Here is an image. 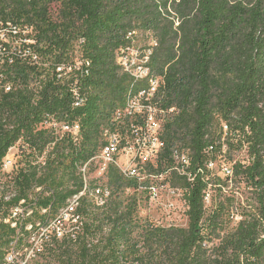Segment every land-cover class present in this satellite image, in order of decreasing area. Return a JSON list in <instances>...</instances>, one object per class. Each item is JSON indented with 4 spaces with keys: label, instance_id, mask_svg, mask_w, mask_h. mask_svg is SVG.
I'll return each mask as SVG.
<instances>
[{
    "label": "trees",
    "instance_id": "trees-1",
    "mask_svg": "<svg viewBox=\"0 0 264 264\" xmlns=\"http://www.w3.org/2000/svg\"><path fill=\"white\" fill-rule=\"evenodd\" d=\"M0 15L30 25L40 60L15 68L19 86L0 101V174L9 150L24 148L22 166L12 169L15 193L0 200V264L18 231L30 235L42 264H264V0H0ZM137 33L146 48L156 42L151 76L165 79L162 106L176 108L165 121L156 171L182 188L188 228L144 214L148 193L116 167L109 166L106 180H88L89 190L80 172L100 153L103 130L124 105L130 78L118 52L136 43ZM76 58L90 62L88 72L58 81L56 66ZM76 78L85 98L80 108L68 88ZM51 119L79 122L78 136L56 133L46 125ZM223 123L230 130L225 142ZM235 143L248 161L232 160L231 179L211 177L208 161ZM176 146L191 151L180 172ZM231 186L241 199L220 202L207 215L204 192ZM22 201L26 216L12 228L6 220ZM234 208L240 220L228 230Z\"/></svg>",
    "mask_w": 264,
    "mask_h": 264
},
{
    "label": "built area",
    "instance_id": "built-area-1",
    "mask_svg": "<svg viewBox=\"0 0 264 264\" xmlns=\"http://www.w3.org/2000/svg\"><path fill=\"white\" fill-rule=\"evenodd\" d=\"M31 32L30 25L12 19L5 21L0 15V101L2 96L13 92L19 86V82L15 78V68L18 65L30 66V57L36 63L40 61L31 47L34 44L30 39ZM133 35L130 33L128 38H133ZM156 46V42L151 43L147 48L139 47L133 43L118 52L117 64L122 72L129 76L130 80L142 78V81L145 82V89H141L140 94H137L133 101L124 102L122 107L115 110L110 124L103 130L104 145L100 153L80 168L85 180V187H88L89 190L87 177L93 163L100 164L102 175L107 174L109 166L116 167L125 179L133 180L139 185V191L148 193L144 214H149L157 209L170 211L176 209V204L172 199L174 196L180 197V190L166 181L167 172L156 171L166 149V142L163 139L166 118L168 115L176 113V108L162 106L165 95L164 77L157 74L146 76L148 59ZM88 64L89 61L79 58L58 64L56 66L57 80L65 84L73 74L82 75V69L88 72ZM78 80L76 78L73 84L68 85L74 100V108H80V100L84 98L79 91ZM46 125L56 133H68L75 137L80 132L79 122L66 124L51 119L47 121ZM228 136H230L229 127L223 123L221 141L225 142ZM13 149L15 147L9 150L8 158L3 161V172L10 171L14 167L15 155L11 154ZM207 153L209 155L214 153L213 146L207 149ZM172 157L175 161V170L180 172L179 168H189L190 149L176 146L172 150ZM219 157L222 158L223 155L218 154L217 158ZM216 161V159L208 161L207 168L210 172L214 170ZM220 177L223 179L233 177V163L223 162L222 176ZM211 191L209 188L204 192L206 206L211 202ZM95 192L103 193L104 198L109 196L107 189L97 188ZM181 196V200H183L182 192ZM80 198L81 193L69 200L64 211L67 215L78 207ZM104 198L103 202H100L101 206L105 205L106 199ZM25 204L26 202L22 201L11 210L6 222L12 228H16L19 219L26 216ZM157 221L160 222V220ZM27 230H30V226L27 227ZM17 234L22 233L18 231ZM24 240H27L26 245L13 246V257L5 264H42L38 262L37 252L30 251V235H23V242Z\"/></svg>",
    "mask_w": 264,
    "mask_h": 264
},
{
    "label": "rangeland",
    "instance_id": "rangeland-1",
    "mask_svg": "<svg viewBox=\"0 0 264 264\" xmlns=\"http://www.w3.org/2000/svg\"><path fill=\"white\" fill-rule=\"evenodd\" d=\"M52 12H53V17L55 18L58 13V7H53ZM147 44H148V41L143 36V34L137 33L135 45L139 47H144ZM237 146L238 145L236 144L233 148H231L232 150L230 152H228L227 146L223 147V152H222L223 157L216 158L217 161H216L214 170L211 171L212 173L211 177L222 176L223 162L229 163V162H232V160L233 161H244V162L248 161L247 151L244 148L240 149ZM23 150L24 148L21 146V143H18L15 149H13L11 153L12 155L13 154L15 155V158H14L15 170H17V168L22 166L21 162H22V151ZM92 169H93V172L87 177L88 180L92 178H102L103 180H106L104 179L105 175H102L100 172V164H94ZM12 172L13 171L11 169L10 171H6L0 174V200H1V197L4 195L12 196L15 193V187L12 182V177H13L14 172L13 173ZM178 189L180 190V197L174 196V198L172 199V201L176 204L175 206L177 208L171 211L164 210V209H161L159 211L155 210L151 212V216H152L151 218L154 220H160V222H162L164 225L171 224L178 228H188L189 219L186 213V210H187L186 202L184 200H181L182 188L179 187ZM211 193H212L211 202L206 206L207 215L212 210V207L215 205H218L220 202L227 204L228 201L230 200H234V199L240 200L241 199V193L236 191L235 188H232V186L225 190L223 189V191H219L218 189H215V190H212ZM237 204H238V201L234 203L235 208ZM235 208H234L233 217L229 221L228 230H231L232 228L236 227L237 223L240 220V216L235 215L236 214ZM140 217L145 218V216L143 215H140ZM20 238H23L22 234L20 235L18 234V236L10 244L9 249L7 251L11 250L10 248L11 247L13 248V246H19L18 242H20ZM213 242L215 244L218 243V241H216L215 239L213 240ZM26 244H27V240H24L22 245L24 246ZM209 244H211L210 246H212V243H209ZM12 251L10 252V254L13 253Z\"/></svg>",
    "mask_w": 264,
    "mask_h": 264
},
{
    "label": "bare ground",
    "instance_id": "bare-ground-1",
    "mask_svg": "<svg viewBox=\"0 0 264 264\" xmlns=\"http://www.w3.org/2000/svg\"><path fill=\"white\" fill-rule=\"evenodd\" d=\"M148 65H149V59H148ZM89 66H90V62L88 64V67ZM146 76H151V69H150L149 66L146 67ZM141 89H145V82L142 81V78H134V79L130 80V83H129V86H128V90H127V93L125 95V102L133 101L135 99L136 95L137 94H140V90ZM81 96H82V94H81ZM84 104H85V98H81V100H80V107H82ZM6 158H8V154L4 158V160ZM87 188L88 187H85V190ZM83 194L84 193H81V195H83ZM12 250H13V248H11V250L9 251V253L6 255L5 261H4L3 264H5L6 262H8V260L13 257V253L10 254V252Z\"/></svg>",
    "mask_w": 264,
    "mask_h": 264
}]
</instances>
